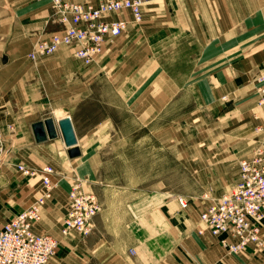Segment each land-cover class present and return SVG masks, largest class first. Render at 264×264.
Here are the masks:
<instances>
[{
    "label": "crops",
    "instance_id": "1",
    "mask_svg": "<svg viewBox=\"0 0 264 264\" xmlns=\"http://www.w3.org/2000/svg\"><path fill=\"white\" fill-rule=\"evenodd\" d=\"M109 18H124L127 30L106 42L89 66L66 46L32 61L28 54L33 44L62 27L51 0H0V141L7 148L0 177V228L22 211L26 177L16 165H51L54 188L34 227L58 240L47 264H264V246L230 253L219 237L196 233L191 205L184 210L174 197L142 189L121 187L113 202H100L89 235H61L70 184L98 170L95 157L108 129L104 126L114 122L111 116L85 112L102 100L103 75L126 110L141 100L145 113L150 106L146 92L158 93L153 96L159 101L167 98L161 93L182 90L193 92L195 104L203 98L216 110L213 141L197 153L210 157L203 170L219 176L206 184L223 189L214 190L211 198L234 186L239 161L264 143V104L254 94V79L264 74V0H168L145 4L139 23L128 11ZM46 117L53 118L57 136L37 142L32 124ZM65 117L77 141L72 146L77 157H70L58 125ZM140 117L149 122L150 116ZM30 184L33 200L41 191L40 178H30ZM260 227L264 244V219Z\"/></svg>",
    "mask_w": 264,
    "mask_h": 264
},
{
    "label": "built area",
    "instance_id": "2",
    "mask_svg": "<svg viewBox=\"0 0 264 264\" xmlns=\"http://www.w3.org/2000/svg\"><path fill=\"white\" fill-rule=\"evenodd\" d=\"M160 0H103L97 4L51 0L63 28L51 32L33 44L29 58L53 54L61 46L68 47L74 57L85 65L91 64L103 52L106 42L121 36L127 28L124 18L110 19L114 13L128 11L132 20H142V7ZM255 96L264 104V74L255 78ZM7 148L0 141V176ZM17 170L26 177H39L40 194L31 204L5 221L0 228V264H47L56 254L57 241L49 234L35 233L34 225L41 219L42 209L51 198L54 185L51 165L32 167L17 164ZM81 185L70 187V206L61 222V234L76 231L87 235L92 229V218L97 212V202ZM207 197V195H205ZM209 198V197H207ZM182 209L189 203L182 196L176 198ZM264 219V143L252 155L239 161V178L230 191L217 198H209L199 209L196 228L198 234L208 231L220 237V242L231 253L249 245L263 247L260 241V222ZM134 253V251H130Z\"/></svg>",
    "mask_w": 264,
    "mask_h": 264
},
{
    "label": "rangeland",
    "instance_id": "3",
    "mask_svg": "<svg viewBox=\"0 0 264 264\" xmlns=\"http://www.w3.org/2000/svg\"><path fill=\"white\" fill-rule=\"evenodd\" d=\"M162 1L168 0H160L149 4ZM52 11L53 15L58 17L53 8ZM63 27L62 24L61 28ZM101 83L103 90L101 94H96H100L102 100L100 102L93 101L95 104L87 107L85 112L87 115L96 112V115L103 117L111 116L114 122L104 126L108 129L103 131L104 138L100 142L98 154L95 157L98 170L82 177L80 182L70 184V187L81 185L80 187H83L82 189L85 192L91 193L96 199L98 208L92 218V229L95 225L94 218L101 209V203L108 199L113 202L114 198L117 197L118 189L121 187H125L126 191L129 189L133 191L142 189L149 194L160 192L175 199L182 196L189 203V206L191 205L193 228L196 229L201 225L198 221L199 209L208 203L210 196L215 191H223L220 188L206 186L210 181L217 182L219 176L217 177V173L212 172L211 174L203 170L206 167L207 158L210 157L206 158V156L197 154L199 149H203L213 141L214 123H216L214 119L216 115L213 114L216 110L212 109L211 105H207L203 98H201L200 104H195L193 92L182 90L161 93L162 96H167V98L161 97L159 101L155 98L158 93L146 92V95L150 96V106L143 114L150 116V118L149 122L142 123L140 117V115H143L141 114L143 109L141 100H138L139 102L135 100L133 106L126 110L125 107L118 104L122 100L117 102L110 92V82L106 76H102ZM118 95H122V93ZM70 157H77V155ZM30 178L34 177H26L24 183V198L21 210L28 207L34 200L29 196L31 192ZM92 182H98L97 186L100 187L88 186V183L92 185ZM228 191L221 193V195ZM42 213L40 221H42ZM72 232L79 234L76 231H71L68 235ZM56 241L58 244L57 239Z\"/></svg>",
    "mask_w": 264,
    "mask_h": 264
},
{
    "label": "water",
    "instance_id": "4",
    "mask_svg": "<svg viewBox=\"0 0 264 264\" xmlns=\"http://www.w3.org/2000/svg\"><path fill=\"white\" fill-rule=\"evenodd\" d=\"M58 125L61 130L65 145L67 147H70V149L68 150L69 155H78V149L76 147H72L77 143V141L68 117L59 120ZM32 130L35 141L37 142H43L47 139H52L57 136L55 124L52 117H46L43 121L34 122L32 124Z\"/></svg>",
    "mask_w": 264,
    "mask_h": 264
},
{
    "label": "bare ground",
    "instance_id": "5",
    "mask_svg": "<svg viewBox=\"0 0 264 264\" xmlns=\"http://www.w3.org/2000/svg\"><path fill=\"white\" fill-rule=\"evenodd\" d=\"M126 30H127V28H126ZM61 47H62V46H61ZM31 49H32V48H31ZM29 53H30V52H29ZM37 59H38V58H37ZM37 59H36V60H37ZM69 190H70V189H69ZM69 190H68V191H69ZM39 194H40V193H39ZM30 204H31V203H30ZM30 204H29V205H30ZM26 208H27V207H26ZM26 208H25V209H26ZM23 210H24V209H23ZM23 210H22V211H23ZM196 233L198 234L197 230H196ZM42 234H43V233H42ZM215 237H216V236H215ZM219 238H220V237H219ZM260 241H261V239H260ZM261 242H262V241H261ZM222 245H223V244H222ZM223 246H224V245H223ZM224 247L226 248V246H224ZM226 249H227V248H226ZM227 250H228V249H227ZM228 251H229V250H228ZM241 251H242V250H241ZM239 252H240V251H239ZM239 252H237V253H239ZM230 253H231V252H230ZM237 253H233V254H237Z\"/></svg>",
    "mask_w": 264,
    "mask_h": 264
}]
</instances>
